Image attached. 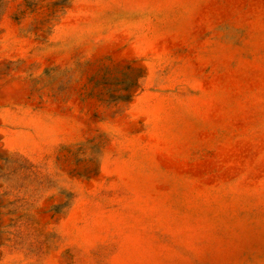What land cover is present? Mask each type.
Here are the masks:
<instances>
[{
    "label": "rangeland",
    "instance_id": "rangeland-1",
    "mask_svg": "<svg viewBox=\"0 0 264 264\" xmlns=\"http://www.w3.org/2000/svg\"><path fill=\"white\" fill-rule=\"evenodd\" d=\"M0 264H264V0H0Z\"/></svg>",
    "mask_w": 264,
    "mask_h": 264
}]
</instances>
